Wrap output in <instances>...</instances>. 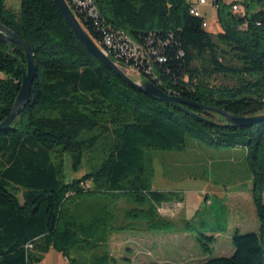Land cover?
I'll return each mask as SVG.
<instances>
[{"label":"trees","instance_id":"trees-1","mask_svg":"<svg viewBox=\"0 0 264 264\" xmlns=\"http://www.w3.org/2000/svg\"><path fill=\"white\" fill-rule=\"evenodd\" d=\"M92 2L97 19L86 11L75 15L95 44L107 29L153 46L165 58L151 62L155 85L165 93L237 117L264 114V0H243V14L216 0L217 34L202 27L186 0ZM0 23L28 44L34 63L28 102L0 132V264H40L49 251L67 264H111L108 252L84 262L75 254L104 245L112 230H136L134 223L169 230L172 223L157 208L182 197L152 190L150 153L182 151L188 141L244 149L259 223L257 233L234 231L230 257L202 264H264V120L236 128L218 114L183 106L185 113L133 89L84 48L52 0H19L18 11L0 0ZM22 69L24 51L0 43V123L13 109ZM107 135L104 157L80 178L66 179L63 156L78 172ZM120 198L134 207L128 223L114 229L110 201ZM198 221L184 229L208 256L216 227L227 228L202 215Z\"/></svg>","mask_w":264,"mask_h":264},{"label":"rangeland","instance_id":"rangeland-1","mask_svg":"<svg viewBox=\"0 0 264 264\" xmlns=\"http://www.w3.org/2000/svg\"><path fill=\"white\" fill-rule=\"evenodd\" d=\"M5 6L13 11H18L19 0H5ZM200 13L207 22V30L212 34H217L219 27L216 23L215 8L208 4V6L200 8ZM122 71L134 82L139 83L142 81L137 73L128 69H123ZM0 78H3L1 73ZM216 81L217 83L224 82L220 78ZM109 142L110 139L107 135L100 141L95 150L82 161L78 172L72 171L70 158L63 156L62 162L66 179L80 178L88 171L92 163L99 162L104 157ZM150 156L153 166L151 186L155 189L176 190L174 192L181 194L182 200L185 197V193L188 194L190 200L194 198L193 195L195 196L194 193L196 192L198 197L194 201H200L201 198L206 199V195L212 188L219 194L222 192L226 193L224 198L222 196L209 195L208 202L201 200L199 203L200 212H198L197 218L193 219L195 224L199 223V217L202 215L209 223L217 222L226 228L229 224L237 227L240 234L254 231L252 225H257L259 229L250 193L252 178L245 159L244 149H214L205 147L203 143L188 141L186 148L182 151H153ZM85 188H89V184ZM181 202L164 203L157 208L158 216L172 223V228L165 230L166 232L174 230V227L179 228L183 223L185 210L180 205ZM195 205L196 203L192 208ZM132 207H134L133 203L125 198H120L114 202L110 201V209L115 216L112 222L114 229L125 226L128 223L126 213ZM132 226L136 230H112L108 233L104 245H100L99 248L90 251H80L75 255L84 262L91 254L108 252L112 258L111 264H150V258H155V256L149 257L145 249L152 248L151 242L153 244L155 242L156 248H161L160 252L162 254L155 258V260L160 262L166 257V252L169 251L168 254L171 255L176 252L177 248L179 250L184 249L185 252L178 259H175L176 264H197L196 261L204 255L198 245L193 243H185L184 245L186 246L180 245V242L183 241L182 237L174 239V242L170 244L166 240L167 237L151 234V231L146 229V225L141 227L142 225L134 223ZM246 226L248 227L246 228ZM230 245L232 249L230 241L224 238L222 242L213 247L212 252L206 256L207 259L230 257L232 251L227 249ZM40 264H67V262L66 260L62 261L61 255L51 251L44 256Z\"/></svg>","mask_w":264,"mask_h":264},{"label":"water","instance_id":"water-1","mask_svg":"<svg viewBox=\"0 0 264 264\" xmlns=\"http://www.w3.org/2000/svg\"><path fill=\"white\" fill-rule=\"evenodd\" d=\"M54 5L57 7L59 13L62 15L63 19L70 27L77 40L84 46V48L97 60H99L103 65L112 70L121 79H123L127 84H129L133 89H136L148 97L154 100H160L167 104L176 105L178 110L188 113V111L183 107H193L197 109H204L209 112L218 114L221 116L227 125L241 128L249 127L256 124L259 121L264 120V114L260 116L253 117H237L233 114L227 113L222 109L218 108H208L199 104H195L181 98L169 95L157 87L153 82L146 79H142L141 82L136 83L131 80L116 64H114L95 44L92 38L84 30L76 16L73 14L69 8L66 0H52ZM0 43L3 45H13L21 48L25 53L26 58V69H22V78L20 83L19 92L16 96L13 109L7 118L0 123V132L3 130H9L12 122L23 112L25 105L28 102L30 88L34 76V63L33 55L30 47L26 42H24L16 33L5 27L0 23Z\"/></svg>","mask_w":264,"mask_h":264},{"label":"built area","instance_id":"built-area-1","mask_svg":"<svg viewBox=\"0 0 264 264\" xmlns=\"http://www.w3.org/2000/svg\"><path fill=\"white\" fill-rule=\"evenodd\" d=\"M216 0H186L190 4V13L197 18H202V27L207 29V22L200 13V8L211 4L214 7ZM243 0H226L230 6L231 12L234 14H243ZM71 5L67 2L69 8L75 15L76 12L80 14L84 11L88 16L94 19L98 18V13L93 5L92 0H71ZM76 16V15H75ZM77 18V16H76ZM100 50L121 70L128 69L137 73L141 79H146L155 84V76L152 70V60L159 63L165 62V58L161 56L158 51L150 45H143L137 43L129 38V36L120 30H103L102 42L97 45ZM143 73H145L143 75Z\"/></svg>","mask_w":264,"mask_h":264},{"label":"crops","instance_id":"crops-1","mask_svg":"<svg viewBox=\"0 0 264 264\" xmlns=\"http://www.w3.org/2000/svg\"><path fill=\"white\" fill-rule=\"evenodd\" d=\"M151 188H152V190L161 191V192H174V191H176V190L173 191V190H166V189H155L152 186H151ZM194 194H195V196L193 195L194 198H191L189 200L188 194L185 193V197H183V200L180 203V205H182L183 208H184V210H185V212H184L185 213L184 214L185 217H184L183 223L180 225L179 228L174 227V230H171V231H168V232H166V231H164V232L154 231V232H151V234H153V235H160V237H167L166 240H168L170 242V244L172 242H174L173 241L174 239H177V238L179 239V237H182L183 238V241L180 242V245H184L185 243H187V244L193 243V244L197 245L196 242H195V239H194L193 235L191 233L187 232L184 229V224L186 222H189V221L192 222L193 219L197 218V214H198V212H200L199 203H200L201 200H203V201L205 200V201L208 202L209 195H215V196L217 195L218 197H221L222 196L224 198L226 196V193L225 192H222V193L219 194V192H216L212 188V189H210L209 193L206 195V199L201 198L200 201H194L198 197L196 195V192ZM193 202H195L196 205L192 208V206L195 204ZM252 226H253L252 228H253L254 231H250V232L257 233L258 230H259L257 228L258 226L257 225H252ZM141 227H145V226L142 224ZM247 227L248 226H246V228ZM216 229H218V230H217V233H214L215 241H214L213 247H215L219 242H222L224 238H227L230 241V243H231L232 235L234 233V230L235 231L237 230V227L231 226L229 224L228 227H227V229H226V231H224V232L223 231H220V228H217L216 227ZM154 244H155V242H154ZM154 244H153V242H151L152 248L149 247V248H147L148 250L145 249V251L147 252V255L149 257H153V255H154L155 258H158L157 256L160 255V254H162L160 252V249L161 248H156V245H154ZM184 246H186V245H184ZM227 249H229V250L232 251L233 248L231 249V245H230V247L227 248ZM50 252L51 251H49L47 254H49ZM168 252H166V257L164 258V260H162V262L155 260V258H150V260H151L150 261V264H163V263H165V264L166 263L176 264L177 262H176L175 259H178L182 255V253L185 252V250L184 249H180L179 250L177 248L176 252L173 253V254H171V255L168 254ZM57 257H59V256H57ZM206 258L207 257L203 255L201 259H199L197 261L196 260H193V261H196L197 264H202L206 260ZM170 260H171V262H170ZM62 261L64 262V259L63 258H62Z\"/></svg>","mask_w":264,"mask_h":264}]
</instances>
